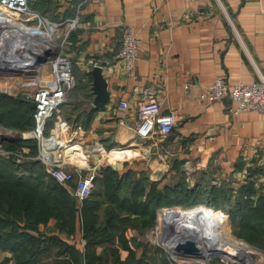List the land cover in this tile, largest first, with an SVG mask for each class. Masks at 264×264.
<instances>
[{"label": "crops", "instance_id": "crops-1", "mask_svg": "<svg viewBox=\"0 0 264 264\" xmlns=\"http://www.w3.org/2000/svg\"><path fill=\"white\" fill-rule=\"evenodd\" d=\"M47 1L52 20L78 18L74 28L60 26V34L69 32L65 54L76 66V84L87 81L96 61L115 62L102 67L109 92L104 106L92 108L93 93L89 99L72 92L47 123L48 134L66 144L70 169L78 163L93 167L97 175L107 167L120 173L131 169L145 172L162 188L174 184L182 171L191 184L221 186L226 181L236 189L247 184L255 190L254 198L264 190V113L236 115L230 109L237 103L230 97L211 103L199 95L218 77L230 86L259 79L258 69L264 70V0ZM129 26L140 43L133 73L116 57ZM150 96L162 101L163 113L177 110L180 122L173 132L146 139L135 126L138 105ZM73 148L82 151L78 160ZM198 211L185 225L200 224L205 228L194 229L203 235L208 228L202 219L207 218L203 209ZM209 225L220 234L225 229L218 221ZM69 240L79 249L85 245L80 228ZM8 256L0 247V262Z\"/></svg>", "mask_w": 264, "mask_h": 264}, {"label": "trees", "instance_id": "trees-1", "mask_svg": "<svg viewBox=\"0 0 264 264\" xmlns=\"http://www.w3.org/2000/svg\"><path fill=\"white\" fill-rule=\"evenodd\" d=\"M30 6L46 16L53 11L47 0H30ZM86 77V82L78 79L68 94L81 91L92 99L91 72ZM34 113L27 99L0 92V123L5 127H34ZM3 143L8 150L28 147L33 157L39 154L36 139ZM73 150L78 160L82 151ZM180 173L174 184L162 188L145 172L120 173L107 167L95 178L91 195L79 203L70 190L75 182L59 183L39 159L17 162L0 156V247L11 253L0 264H79L82 251L69 240L78 228L85 240L84 264H172L160 247H150L145 235L157 223L160 208L197 204L208 205L204 206L210 215L224 221H229L224 212L229 213L234 233L264 250V190L254 198L255 190L247 184L237 189L226 181L203 186L189 183ZM203 212L209 222L217 221ZM50 254L56 257L52 261Z\"/></svg>", "mask_w": 264, "mask_h": 264}, {"label": "built area", "instance_id": "built-area-1", "mask_svg": "<svg viewBox=\"0 0 264 264\" xmlns=\"http://www.w3.org/2000/svg\"><path fill=\"white\" fill-rule=\"evenodd\" d=\"M0 9L10 11L9 13L12 12L16 16H21L23 13L27 15L28 17L23 16L22 19L20 18L22 23L27 27H42L47 30V23L53 25L51 35L55 46L48 48L47 46L45 48L39 47L38 53H45V59L40 63L42 65L40 73L36 74L29 71H17L16 73L13 71L10 73L9 71L3 72L0 70V74H8L7 77L12 78L18 83L17 88L23 91L24 99L36 102L34 113L35 126L32 133L42 143L37 157L45 164L48 172L59 183L67 185L70 181L75 182V188H70V190L77 201L81 203L91 195L95 186L94 180L97 176V171L93 167H87L85 163H78L74 165V169H70L66 158V144L54 135L47 134L46 136L45 134L48 121L53 117L55 110L67 99L66 96L76 84L73 73L74 64L65 54V44L69 32L60 34L59 42L57 39L59 36H56V32L59 29L58 27L63 23H68L74 28L78 22V18H68L57 22L43 15L41 12L32 9L30 0H0ZM37 21V25L33 24L37 23ZM35 37L36 40L41 38L40 35ZM22 38L23 40L25 39L24 35ZM28 44L29 42H26L25 45ZM120 44L121 46L116 56L117 60L122 61L126 69L133 73L136 69V59L140 43L132 27L129 26L124 29ZM26 58L24 55L21 59L24 61ZM30 60L35 63L38 62L34 56ZM112 63L115 62L107 59L96 61L94 67L96 65L103 67L104 65H112ZM46 66L48 67L45 74L43 69ZM258 75L260 76L259 79L252 84L236 83L234 86H230L225 78L218 77V79L208 84L201 91L199 94L200 100L215 103L230 97L237 103L234 109H230L236 115L248 110H257L264 113V70L258 69ZM120 106L127 108L128 104L127 102H121ZM138 114L139 121L135 129L138 135L146 139L155 136L157 133L167 134L173 132L180 122L177 110L173 109L163 113L162 101L153 96L140 101ZM0 134L3 133L0 132ZM54 139L56 140L55 142ZM9 153L10 151L6 153L2 149V142L0 141V156L7 157Z\"/></svg>", "mask_w": 264, "mask_h": 264}, {"label": "bare ground", "instance_id": "bare-ground-1", "mask_svg": "<svg viewBox=\"0 0 264 264\" xmlns=\"http://www.w3.org/2000/svg\"><path fill=\"white\" fill-rule=\"evenodd\" d=\"M5 15L22 22L21 20H19L17 17H15L11 13L0 12V18L4 17ZM3 24L6 26V28L3 32L0 33V49L4 53H7L6 50H9V47H8L9 45L13 46V48L17 50V49H22V47L24 48L25 47L24 44H26V42H29V44L26 45L27 46L26 48L27 49L32 48V51L25 50L24 51L25 53L23 52L24 55L27 57L26 60H28V58L29 59L32 58L34 56L33 53L38 52L41 47L45 48V46H47L48 48L51 46L52 47L55 46V42L52 40L51 29H47V30L38 29L40 27L31 29L30 27L27 28V26L24 23L14 25L8 19L3 20ZM4 35L6 36L3 37ZM23 35L25 37L24 40L22 38ZM38 35H40L41 38L39 37L40 39L36 40L35 36H38ZM6 43H8L9 45L6 46L7 45ZM33 66H36L37 69H34ZM33 66H29V65H24V67L23 66H20V67L12 66L11 70H8V71L10 73H12L13 71L14 73H16L17 71H21V72L29 71V72H34L36 74L41 72L42 65L40 63L33 64ZM0 75L3 78L4 77L6 78L8 76V74L6 75L0 74ZM200 207L204 208V206H200ZM198 209L200 208L196 207L193 209H186V210L185 209H172L169 212L162 213L160 217V226L164 227V230H163L164 233L161 235V242L165 245V247L167 248L169 252L172 251L171 253L174 254L175 256L183 257V258L184 257H187V258L195 257L198 259L197 261L201 262L202 264H205L206 261L210 257L214 259V256L218 257V256H223V255L226 257L227 262H229V260L232 259L231 258L232 255H235L236 257H238L239 260L245 259L243 256H252V259L250 260V262L256 260L258 261V263L259 262L262 263L261 262L262 260L260 261V258L254 257L253 253L249 252L248 247L245 245L246 242L243 240L240 241L241 239L239 240L240 241L238 243L239 245L236 244L237 246L235 244L229 246L228 243L226 244L223 241L215 244L214 241L216 238L210 235L208 229L205 230V232H203V235H207V236L201 235V233H199L196 229H194V228H198L199 226L201 229H204L205 227L203 228L200 224H195L194 228L192 225H189V224L185 225L187 224L185 222H188L187 220L195 219L194 217L196 215L197 216L200 215ZM192 210H197V211H195V213L184 212V211H192ZM187 238L190 240H195L197 242V247H198L197 250L186 251V250H183L177 247V244L179 243V241L185 240ZM240 256L242 257L239 258ZM185 262L186 261L184 260L183 263Z\"/></svg>", "mask_w": 264, "mask_h": 264}, {"label": "rangeland", "instance_id": "rangeland-1", "mask_svg": "<svg viewBox=\"0 0 264 264\" xmlns=\"http://www.w3.org/2000/svg\"><path fill=\"white\" fill-rule=\"evenodd\" d=\"M0 12H2V13H9L7 10H3V9H0ZM11 14H12V12H11ZM14 15V14H13ZM15 17H19L18 19L20 20V18L22 19L23 18V16H25V17H28L27 15H25L24 13H23V15H18V16H16V15H14ZM5 18L6 19H8V20H10L14 25H17V24H22V22H20V21H18V20H15V19H13V18H11V17H9V16H4V17H2V18H0V33H1V31L2 30H5V28H6V26L3 24V20H5ZM24 21V20H23ZM28 24H30V23H28ZM33 24H35V25H37L38 24V21H37V23H33ZM46 26H47V29H51V31H52V26L53 25H51V24H46ZM26 27V26H25ZM28 28V27H27ZM31 29L32 28H34V27H30ZM59 29H58V31L56 32V36L58 35H60V27H58ZM39 29V28H38ZM41 29V28H40ZM42 29H44V28H42ZM3 32V31H2ZM58 39V42L60 41V36L57 38ZM35 45H36V43H35ZM59 48H61L60 46H59ZM61 50V49H60ZM34 67V69H37V67L36 66H33ZM47 67L48 66H46L45 67V69H43V71H44V73L46 74L47 73ZM74 67V66H73ZM18 87V83H16L12 78H9V77H1V75H0V92H5V93H9V94H13L14 96H20V97H22L23 98V94H22V90L19 88H17ZM61 111H62V113L64 114V108L63 109H61ZM55 117H56V115H54ZM53 116V117H54ZM48 126V125H47ZM47 126H46V128H47ZM33 130H34V127H31V128H26V130H20V129H15V128H7V127H5L2 123H0V132H2L4 135H7V137L8 136H10V137H17V136H22L23 138L22 139H26V138H32V139H36L37 140V143H38V150H39V148H40V145L42 144L41 143V141L39 140V138H36V137H34L35 135L32 133L33 132ZM48 132H51V130H50V128H48L47 130L45 129V134H46V136H47V134H48ZM49 135V134H48ZM51 135V134H50ZM51 137V136H50ZM55 137H57L56 135H55ZM51 139V138H50ZM4 141H6V140H4ZM4 141H1L2 142V149H4L5 150V152L7 153V152H9L10 151V153H9V155H7V158H9V157H13L15 160H17V162H24V161H27V160H30L31 158L32 159H39L37 156L36 157H33L32 155H31V153L29 152V148L28 147H26V148H23L22 150H19V151H13V149H11V148H9V150L4 146ZM56 140L54 139V142H55ZM15 152V153H14ZM40 160V159H39ZM41 161V160H40ZM42 162V161H41ZM43 163V162H42ZM45 168H46V166H45ZM48 170V169H47ZM188 176V175H187ZM199 178L197 177L195 180H198ZM189 180H191V179H189ZM196 182V181H195ZM203 183V186H208V185H211V183L210 184H208V183H204V181L202 182ZM240 186V185H239ZM237 188H239V187H237ZM204 205H206V204H197V205H194V206H187V207H182V206H172V207H165V208H162V209H164V210H162L161 208L158 210V212H157V215H156V219H157V223L152 227V229H150L147 233H146V235H145V237H146V239H147V241H149V244H150V247H152V246H158V247H160L167 255H168V258H169V260L172 262V264H200L201 262H199V261H197L198 259L197 258H195V257H178V256H175L174 254H172L171 252L172 251H168L167 250V248L165 247V245L161 242V235L164 233L163 232V230H164V227H162V226H160L159 227V224H160V217H161V215H162V213L163 212H169L170 210H172V209H193V207H199L200 209H203V210H205L206 212H207V214L208 215H210V213H209V211L205 208V206ZM200 206H204V208L203 207H200ZM206 206H208V205H206ZM178 207V208H177ZM179 207H182V208H179ZM209 207V206H208ZM211 208V207H210ZM215 210H217V209H215ZM219 211H221V210H219ZM160 212V213H159ZM221 212H224L223 210L221 211ZM224 214L228 217V219H229V221H224V220H221V219H219V218H215L214 216H212V215H210L212 218H214V219H216L219 223H221V225H223V227L225 228L224 229V231H223V233L222 234H220L221 233V231H217V230H215V229H213L210 225H209V223L210 222H208L207 221V219H202L203 220V222H205V224H206V226H207V228L209 229V233H210V235L212 236V237H215L216 239H215V241H214V243L215 244H217V243H219V242H224V243H228V245L230 246V245H236V244H238L240 241H242V240H244L247 244H250V245H252L251 243H249V242H247V240H245L244 238H242V237H238V235H236L235 233H234V228H233V223H232V218L230 217V215H229V213L227 214L226 212H224ZM227 230V231H226ZM229 231V232H228ZM226 235H225V234ZM231 234V235H230ZM218 236V237H217ZM235 237V238H234ZM240 239H242V240H240ZM238 240H240V241H238ZM84 242H85V240H83ZM239 245V244H238ZM237 246V245H236ZM253 247H254V249H252V248H250V252H253V254L254 255H258V254H260L261 256H262V261L261 262H264V250H262L261 248H259V247H256V246H254V245H252ZM57 250V249H56ZM56 250H53V252H55ZM82 252H80V256L81 257H79V264H84L83 263V261H84V247L82 248V249H80ZM127 253H123L122 255L124 256V258L127 256L126 255ZM49 258V260L50 261H52V260H54L56 257H54V254H50L49 256H48ZM218 257H220V258H218ZM218 257H215L214 256V259L212 258V257H210L207 261H206V263L207 262H209L208 264H261L260 262L258 263V261H256V260H254V261H251V262H248L247 260L249 259V258H247V260L246 259H238V257H236V256H234V255H232L231 256V258L232 259H230L229 260V262H227L226 261V257L223 255V256H218ZM212 258V259H211ZM239 258H241V256L239 257ZM246 258V257H245ZM223 259V260H222ZM184 260L186 261L185 263H183L184 262ZM189 260H191V261H189ZM194 260V261H193ZM236 260H238V261H236ZM45 261H47L46 259H45ZM181 261V262H180ZM188 262V263H187ZM73 264H78L77 262L76 263H73ZM202 264V263H201Z\"/></svg>", "mask_w": 264, "mask_h": 264}, {"label": "water", "instance_id": "water-1", "mask_svg": "<svg viewBox=\"0 0 264 264\" xmlns=\"http://www.w3.org/2000/svg\"><path fill=\"white\" fill-rule=\"evenodd\" d=\"M8 42V40H7ZM7 44V45H6ZM5 45L8 46L9 44L6 43ZM25 45V44H24ZM9 50H6L7 53H4L1 49L0 53V70L3 72H7L10 70L12 66H23L24 65H29L33 66V64L36 63H41L44 61L45 53L44 54H39L38 52H34L33 55L35 58H37L38 62H33L28 58V60H22L24 56V51H32V48L27 49L26 45L22 49H15L13 46L9 45ZM17 51V52H16ZM24 52V53H23ZM92 78H93V84H92V91L93 95L95 97L94 102H93V109H98L102 106H104L108 100H109V92H108V82L107 79L103 76V69L101 66L96 65L93 70L91 71ZM28 103L30 104L31 107L35 108L36 107V102L33 100H28ZM22 136H17V137H10L4 134H0V141L8 140V139H22ZM242 240V239H241ZM244 241V240H243ZM250 247L254 248L252 245L248 244ZM177 247L183 250H190V251H195L198 249L197 247V242L195 240H190V239H185L179 241L177 244Z\"/></svg>", "mask_w": 264, "mask_h": 264}]
</instances>
